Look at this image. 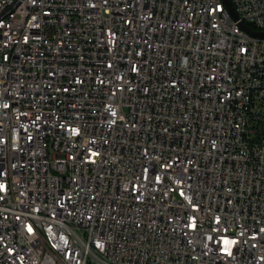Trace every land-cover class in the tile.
Returning a JSON list of instances; mask_svg holds the SVG:
<instances>
[{
	"label": "built area",
	"instance_id": "2783aa9c",
	"mask_svg": "<svg viewBox=\"0 0 264 264\" xmlns=\"http://www.w3.org/2000/svg\"><path fill=\"white\" fill-rule=\"evenodd\" d=\"M0 0V264H264V0Z\"/></svg>",
	"mask_w": 264,
	"mask_h": 264
},
{
	"label": "water",
	"instance_id": "95a60500",
	"mask_svg": "<svg viewBox=\"0 0 264 264\" xmlns=\"http://www.w3.org/2000/svg\"><path fill=\"white\" fill-rule=\"evenodd\" d=\"M228 10L230 11L232 17L234 19H238V15L237 13L235 12V9L231 3L230 0H224ZM242 27L247 31L249 32L250 34L254 35V36H261V37H264V31H255L253 29H251L249 26L245 25L244 23H242Z\"/></svg>",
	"mask_w": 264,
	"mask_h": 264
}]
</instances>
